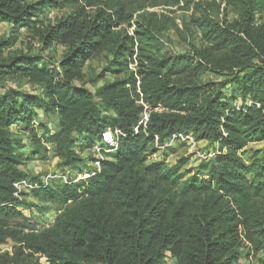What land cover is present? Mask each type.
Returning a JSON list of instances; mask_svg holds the SVG:
<instances>
[{"label":"trees","instance_id":"trees-1","mask_svg":"<svg viewBox=\"0 0 264 264\" xmlns=\"http://www.w3.org/2000/svg\"><path fill=\"white\" fill-rule=\"evenodd\" d=\"M167 2L190 11L183 27L149 0H0V264H241L244 248L264 264V149L250 147L264 140V0ZM52 9L61 15L44 19ZM168 30L186 50L167 48ZM109 129L121 134L98 170L83 153ZM176 134L217 152L192 169L189 157L151 160ZM51 154L64 171L94 174L30 192L61 206L37 231L14 184L41 182L22 166Z\"/></svg>","mask_w":264,"mask_h":264},{"label":"rangeland","instance_id":"rangeland-1","mask_svg":"<svg viewBox=\"0 0 264 264\" xmlns=\"http://www.w3.org/2000/svg\"><path fill=\"white\" fill-rule=\"evenodd\" d=\"M168 0H149L151 3V7L148 8L150 12H159L163 13L165 15H168L171 19H175L176 22L183 27L184 26V20L188 19V16L190 14V11L187 9H182L179 6H173L169 5ZM223 0H218V2L222 3ZM153 4V6H152ZM222 6L225 8V3H222ZM62 11L58 9H52L47 10V12L44 15L45 18L54 19L55 17L60 16ZM234 15L232 14L231 17ZM264 18V16H263ZM9 30V25L7 23L0 24V35L6 34ZM132 31V30H131ZM22 38L20 39V42L18 43L17 47L27 49V45L30 42L27 38L26 30H23L22 32ZM164 41L166 43V46L171 51H184L187 49V44L184 40L180 39L174 30H168L166 31V34L164 35ZM33 46V52L37 53L40 51L41 44L34 42L32 44ZM47 54L52 56L54 61H58L60 57L63 54V47L61 46H53L47 51ZM107 55L104 54L103 56L90 60L86 67L85 71L87 75L92 74H98L100 73L104 67L107 65ZM113 78L112 74H107L104 79L100 80L95 85H88V87L94 91L97 87L105 83L107 80H110ZM8 85L11 86H17L18 84L13 81H8ZM24 89H30L34 90L32 86L29 84L23 85ZM35 91V90H34ZM40 121L46 122L49 127L52 129H56L58 126V118L54 116L45 117L43 116ZM39 120L37 123L40 122ZM169 145H164L162 147L161 145H156L159 148V151L153 154L150 158L151 160H164L168 163H175L179 158L181 157H189V162L186 169H192L198 167V165L202 162V160H208L209 155L214 152V146L211 144H208L206 141H199L195 146L189 144V142L186 140L181 139H175L168 143ZM250 147H254L255 149H264V140L259 142H253L250 144ZM28 153V151H25ZM90 152H84V156H88ZM59 159L54 157L52 154L50 155V158L47 160H42L39 158H33L28 159L26 163L22 166L26 171L30 172L32 169L35 171H38L37 175H47L49 173L57 172L59 170H62L63 168L61 165H59ZM91 165V163H90ZM77 170H71L70 173L72 175H76ZM62 172V171H61ZM32 176H35L33 174ZM31 193H27L25 196V199L30 203L29 208H24L23 210L26 211L27 217L32 221V224L34 223L36 229L38 231H41L45 229V227H41V223H47L50 222L55 215H57L60 212L61 206L57 205L54 202H50L48 206L45 204H42V202L36 200L33 198ZM35 201V202H34ZM32 204V205H31ZM38 205V206H37ZM46 207V208H44ZM40 216L39 221H37L36 217ZM37 222V223H36ZM38 224V227H37ZM3 251L12 250V245H6L1 248ZM244 256L241 258V264H258L257 257L255 254L251 253L250 255H247L246 248L243 249ZM41 262L43 264H48L46 258H42ZM177 259L174 257H171L170 255L167 256V259L165 260L164 264H176Z\"/></svg>","mask_w":264,"mask_h":264},{"label":"built area","instance_id":"built-area-1","mask_svg":"<svg viewBox=\"0 0 264 264\" xmlns=\"http://www.w3.org/2000/svg\"><path fill=\"white\" fill-rule=\"evenodd\" d=\"M150 115H151V110L148 108V106H145V110L139 120V123L137 127L135 128V131L139 130V127L143 126L144 128L147 127V124L150 120ZM121 134L119 130H116L113 132L112 130H107L106 132L103 133L102 139L100 141H97L90 149V153L95 157L92 162L91 166L97 168L98 170L100 169L101 162L102 160L106 159L109 157V154L112 153L116 148H117V138L116 136ZM175 139H181L184 141H188L189 144L191 145H196L198 141L196 140L195 136L193 134H176L172 137V139L168 142L170 143L171 141ZM165 144L166 146L169 144ZM159 145V144H157ZM164 147V145H161ZM217 151L211 153L209 156L212 157L215 155ZM209 157V158H210ZM72 169H66L65 171L59 170L55 171L53 173H49L47 175L41 176V182L38 181H33V179L30 178H24L22 180L17 181L14 186H15V196L18 197V199L22 200L27 193L32 192L34 189L39 188L41 186V183L44 185H52V184H69L72 182H77L80 179L87 178L91 176V172H86V173H78L76 175H72L70 173ZM62 171V172H61ZM21 209V208H19ZM56 216L47 223H41V227L48 228L53 223L55 222ZM37 221H39L40 216L38 215L36 217ZM37 223V222H36ZM38 227V224H37ZM38 231V230H37Z\"/></svg>","mask_w":264,"mask_h":264},{"label":"crops","instance_id":"crops-1","mask_svg":"<svg viewBox=\"0 0 264 264\" xmlns=\"http://www.w3.org/2000/svg\"><path fill=\"white\" fill-rule=\"evenodd\" d=\"M43 117V115L42 114H40L39 115V118L41 119ZM36 123H37V121H36ZM28 172V171H27ZM30 175H33V174H35V175H37V173H38V171H35L34 169H32L30 172H28ZM22 210V209H21ZM23 212L25 213V215H27V213H26V211L25 210H23Z\"/></svg>","mask_w":264,"mask_h":264},{"label":"clouds","instance_id":"clouds-1","mask_svg":"<svg viewBox=\"0 0 264 264\" xmlns=\"http://www.w3.org/2000/svg\"><path fill=\"white\" fill-rule=\"evenodd\" d=\"M73 170V169H72Z\"/></svg>","mask_w":264,"mask_h":264}]
</instances>
